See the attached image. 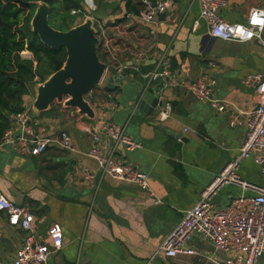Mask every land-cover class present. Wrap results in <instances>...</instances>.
<instances>
[{
  "label": "crops",
  "instance_id": "obj_1",
  "mask_svg": "<svg viewBox=\"0 0 264 264\" xmlns=\"http://www.w3.org/2000/svg\"><path fill=\"white\" fill-rule=\"evenodd\" d=\"M226 1L220 14L230 22H244L253 7H264V0ZM172 3L165 16L154 22L129 14L125 0H102L94 15L108 28L116 29L115 34L125 43L116 48L123 54L120 58L137 63L141 72L155 65L151 57L154 49L167 48L176 76L191 80L213 77L216 97L243 110L255 108L259 103L257 87L246 79L264 75V48L255 40L214 37L204 23L196 26L200 7L194 0ZM138 4L141 13V0ZM122 17L127 19L113 25ZM128 22L130 28L137 27L127 33L119 30ZM141 72L129 71L109 87V76L114 72L108 71L106 82L86 95L94 118L58 102L38 113L29 106L31 95L25 97V110H30L31 121L40 134L55 138L66 131L77 151L51 142L42 154L30 156L19 154L12 145L0 144V191L32 210L39 239L48 240L52 222L63 226V247L51 255L50 264H213L209 257L224 260L235 254L216 249L201 234L187 242L196 251L193 254L166 257L161 245L184 212L236 160L246 127H231L224 114L184 88L164 90V98L173 103V113L166 121H156L160 105L151 114V104L146 110L139 107L140 95L147 86ZM149 87H154L159 96L161 80ZM105 97L117 100L114 112L101 108L100 101ZM103 120L117 121L141 144L134 150L121 146L119 154L149 174L151 191L103 173L98 162L87 155L91 148L102 146L101 141L94 140V133L106 141L104 151L114 147L102 130ZM235 173L248 184L261 182L260 167L253 157L241 160ZM242 194L253 195L255 191L239 183H226L214 202L217 207H225ZM24 236L25 232L10 225L7 215L0 211V257L5 263L15 259ZM263 260L264 256L258 264Z\"/></svg>",
  "mask_w": 264,
  "mask_h": 264
},
{
  "label": "built area",
  "instance_id": "obj_2",
  "mask_svg": "<svg viewBox=\"0 0 264 264\" xmlns=\"http://www.w3.org/2000/svg\"><path fill=\"white\" fill-rule=\"evenodd\" d=\"M199 4L200 16L195 25L204 23L212 36L229 41H257L264 48V7H253L244 22L225 20L220 10L227 4L226 0H194ZM84 9L94 19L97 28L99 46L107 51L106 73L123 76L129 71L141 72L137 63L122 60L110 44L108 27L100 21L94 12L97 5L94 0H81ZM143 10L140 17L145 22H154L159 13L168 11L172 0H141ZM79 11L72 10L71 14ZM86 16V17H87ZM151 57L155 60L152 69L141 72L147 80L145 91L155 80H161L158 95L162 101L155 120L162 122L169 119L173 113V103L164 98L167 88H184L197 98L208 101L213 109L224 114L231 127L245 126L246 137L240 147L236 160L231 162L200 195L196 204L184 212L180 223L169 233L161 245L166 257L178 254H193L196 251L187 246V242L195 234H201L208 239L216 249L232 251L235 254L224 260L209 257L213 264H258L264 256V75L256 74L246 79L247 83L256 84L259 103L251 110H243L235 103L216 97L214 86L216 80L204 75L199 79H182L176 76L172 68L169 49H154ZM104 111L114 112L118 102L112 97L100 101ZM89 130V129H88ZM102 130L105 136L114 143L110 151L106 141L94 133L95 141H101L100 147H93L87 155L94 158L103 173L119 180L134 183L143 190L151 191L149 174L137 169L126 158L119 154V148L125 146L128 150L140 148L141 144L134 140L125 127L114 120H103ZM57 143L60 147L77 151L72 136L62 131L55 138L44 137L32 123L29 111L23 110L13 115L12 126L5 132L1 144H9L21 155L39 156L49 146ZM253 157L260 167V184H248L240 179L235 169L241 160ZM226 183H239L255 191L253 195L234 197L225 207H217L214 198L220 188ZM0 211L7 215L12 226L25 232L22 244L16 251L15 259L5 263L0 257V264H50V257L59 251L64 243V229L59 222H52L47 230V241L39 239L35 231V214L28 207L7 198L0 191Z\"/></svg>",
  "mask_w": 264,
  "mask_h": 264
},
{
  "label": "trees",
  "instance_id": "obj_3",
  "mask_svg": "<svg viewBox=\"0 0 264 264\" xmlns=\"http://www.w3.org/2000/svg\"><path fill=\"white\" fill-rule=\"evenodd\" d=\"M38 0H0V144L5 132L12 126L13 115L26 109L25 97L30 94L35 77L49 76L61 69L67 58L64 47L53 49L44 44L37 33L33 32L30 22L35 12ZM50 7L49 22L56 23L60 30H68L67 18L74 15L72 10L79 11L75 15L83 19L89 14L84 9L81 0H42ZM127 12L134 16L140 15L139 0H125ZM100 5L102 0H94ZM122 17L113 22L118 25L125 21ZM66 20V21H65ZM106 25V24H105ZM54 26V25H52ZM107 26V25H106ZM57 28V27H56ZM133 28L124 29L125 33ZM113 26L108 28L110 44L119 57L123 54L117 51L124 45L122 38L115 34ZM98 52L103 61H107V51ZM23 52H30L32 58H24Z\"/></svg>",
  "mask_w": 264,
  "mask_h": 264
},
{
  "label": "water",
  "instance_id": "obj_4",
  "mask_svg": "<svg viewBox=\"0 0 264 264\" xmlns=\"http://www.w3.org/2000/svg\"><path fill=\"white\" fill-rule=\"evenodd\" d=\"M166 12L159 13L158 17L165 16ZM50 6L38 2L31 25L32 31L37 33L41 41L53 49L64 47L67 58L61 69L51 74L44 83L36 86V99L33 103L35 111L49 110L55 102L65 107L76 108L87 118H94L95 111L86 99L96 87L102 84L106 74V63L101 59L99 38L94 19L85 17L79 25L66 31L56 29L49 22ZM122 76L110 75L108 86L113 87ZM139 107L146 110L150 104L153 113L162 101L155 93L154 87H149L140 95Z\"/></svg>",
  "mask_w": 264,
  "mask_h": 264
},
{
  "label": "rangeland",
  "instance_id": "obj_5",
  "mask_svg": "<svg viewBox=\"0 0 264 264\" xmlns=\"http://www.w3.org/2000/svg\"><path fill=\"white\" fill-rule=\"evenodd\" d=\"M40 1H42V0H38V1H36V8H35V12H34V14L36 13V10H37V8H38V2H40ZM50 10H51V7H50ZM50 15V14H49ZM34 16V15H33ZM33 18V17H32ZM67 26L69 27L70 26V28L69 29H71V28H73V27H75V26H77V25H79L80 23H82L83 21H84V19L81 17V16H79V15H72V16H70V17H68L67 19ZM65 20V21H66ZM32 21V20H31ZM51 23H52V25H54L53 27H57L56 29H58L59 28V26L56 24V23H58V21H57V17L55 16L54 18H53V22L51 21ZM133 25V24H132ZM130 26H131V22H128V23H126V24H122V26H120V28H119V30L121 29H127V28H129L130 29ZM30 27H31V29H32V25H31V22H30ZM137 26H132V28L133 29H135ZM64 31H66V30H64ZM115 32H116V29H115ZM101 53L103 54V52H102V50H101ZM23 57L24 58H32L33 57V55L30 53V52H23ZM50 76V75H49ZM49 76H43V78H41V76H37V77H35V79H34V82H33V84H32V86H31V91H30V95H31V97H30V99H29V102H30V107L31 106H33V103H34V101H35V99H36V94H37V91H36V86L37 85H39V84H41V83H44L45 82V80L46 79H48V77ZM106 82V77H105V79L103 80V83H105ZM56 104V102L53 104V105H55ZM28 106V107H29ZM57 107H59V106H57ZM55 108H56V106H55ZM29 112H30V110H29ZM264 261V260H263ZM260 264H264V263H261L260 262Z\"/></svg>",
  "mask_w": 264,
  "mask_h": 264
}]
</instances>
